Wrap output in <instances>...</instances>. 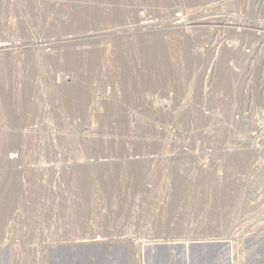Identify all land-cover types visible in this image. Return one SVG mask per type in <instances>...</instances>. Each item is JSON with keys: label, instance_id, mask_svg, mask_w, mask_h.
<instances>
[{"label": "rangeland", "instance_id": "374dc122", "mask_svg": "<svg viewBox=\"0 0 264 264\" xmlns=\"http://www.w3.org/2000/svg\"><path fill=\"white\" fill-rule=\"evenodd\" d=\"M214 1L0 0V264H264L251 79L201 92L205 33L173 25Z\"/></svg>", "mask_w": 264, "mask_h": 264}, {"label": "built area", "instance_id": "2783aa9c", "mask_svg": "<svg viewBox=\"0 0 264 264\" xmlns=\"http://www.w3.org/2000/svg\"><path fill=\"white\" fill-rule=\"evenodd\" d=\"M236 1L242 3V6L232 13H227L226 10H230V5ZM246 1L249 0H215L178 14L181 16L183 27L196 26L192 29L194 32L205 33L196 47V54L203 56L201 92L207 93L214 89V87L210 89V79L213 80V76L209 77L207 72L212 70L215 73L221 68L220 64L226 66L242 81L246 76L251 79L250 86L248 88L246 86L245 90H249V96L255 105L252 111L243 109V105H240V112L251 117H246L242 128L244 127L247 132L244 134L246 136L257 134L259 136L264 133V2L250 0L253 6L251 10L249 4L244 3ZM190 12L191 17H187L186 14ZM215 13L222 14L215 16ZM254 13L257 15L253 16ZM189 18H194L195 22L189 24L191 21ZM207 30L210 32L208 33ZM246 33L251 34L250 38L242 36ZM218 97L225 99V96L219 94ZM228 104L230 105V101ZM210 108L212 107L201 109L206 116L211 114L222 116L215 113L218 112L217 110L210 112Z\"/></svg>", "mask_w": 264, "mask_h": 264}, {"label": "water", "instance_id": "95a60500", "mask_svg": "<svg viewBox=\"0 0 264 264\" xmlns=\"http://www.w3.org/2000/svg\"><path fill=\"white\" fill-rule=\"evenodd\" d=\"M210 245H213L215 243H209ZM208 244V245H209ZM202 244H197V247L203 248L202 246H200ZM156 248L155 249H164L167 250L169 248H171V246L169 247V244H157L155 245ZM194 247V246H193ZM179 249L183 250V246L179 245L178 246ZM101 249H109V246L107 244L104 243H90L87 245H79L77 247H71V248H64V252L67 253V255H69L70 259H73V256L75 257H86V258H90V254L92 252H97Z\"/></svg>", "mask_w": 264, "mask_h": 264}, {"label": "bare ground", "instance_id": "6f19581e", "mask_svg": "<svg viewBox=\"0 0 264 264\" xmlns=\"http://www.w3.org/2000/svg\"><path fill=\"white\" fill-rule=\"evenodd\" d=\"M180 15V14H179ZM178 14H177V16H175V18H174V23H173V25H175V26H178L179 28L178 29H180V26L179 25H181L182 23L180 22L181 20H180V18H181V16H179ZM192 19V18H191ZM184 28V27H183ZM182 29V28H181ZM186 29V28H185ZM107 32V31H106ZM110 34V33H109ZM186 34V33H185ZM92 35H94L93 33H89V34H86V36H92ZM100 37V36H99ZM68 38V37H67ZM67 38H62V39H67ZM67 41V40H66ZM50 45V43L49 44H46V45H44V46H42V47H46V46H49ZM10 48V45L9 44H7V43H4V42H0V53L1 52H3V51H5V50H8ZM197 56V55H196ZM196 59V58H195ZM183 65V64H182ZM222 66V65H221ZM183 67V66H182ZM182 67H181V69H182ZM170 100V99H169ZM14 156H12V155H10V158H13ZM103 161H106V159H104ZM79 245H87V244H79ZM79 245H75V246H72V247H77V246H79ZM202 247H204V246H202ZM156 248V247H155ZM185 248L187 249V244L185 245Z\"/></svg>", "mask_w": 264, "mask_h": 264}]
</instances>
